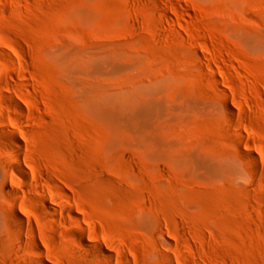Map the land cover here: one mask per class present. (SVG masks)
I'll return each instance as SVG.
<instances>
[{
    "label": "rangeland",
    "instance_id": "rangeland-1",
    "mask_svg": "<svg viewBox=\"0 0 264 264\" xmlns=\"http://www.w3.org/2000/svg\"><path fill=\"white\" fill-rule=\"evenodd\" d=\"M0 264H264V0H0Z\"/></svg>",
    "mask_w": 264,
    "mask_h": 264
},
{
    "label": "bare ground",
    "instance_id": "bare-ground-1",
    "mask_svg": "<svg viewBox=\"0 0 264 264\" xmlns=\"http://www.w3.org/2000/svg\"><path fill=\"white\" fill-rule=\"evenodd\" d=\"M146 110H149V109L146 108ZM17 146H18V145H17ZM17 146H16V147H17ZM14 147H15V146H14ZM10 162H12V164H11L12 169H14L15 172H17V174H18V173H19V166H20L18 160H17L16 158H14V157H11ZM10 162H9V163H10ZM110 254H111V253H110ZM110 254H109V253H106L107 257H108V256H109V258L112 257Z\"/></svg>",
    "mask_w": 264,
    "mask_h": 264
}]
</instances>
